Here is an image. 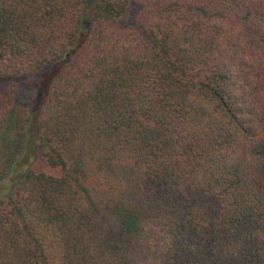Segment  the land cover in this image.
Returning a JSON list of instances; mask_svg holds the SVG:
<instances>
[{
  "label": "trees",
  "instance_id": "16d2710c",
  "mask_svg": "<svg viewBox=\"0 0 264 264\" xmlns=\"http://www.w3.org/2000/svg\"><path fill=\"white\" fill-rule=\"evenodd\" d=\"M0 264H264V0H0Z\"/></svg>",
  "mask_w": 264,
  "mask_h": 264
},
{
  "label": "rangeland",
  "instance_id": "374dc122",
  "mask_svg": "<svg viewBox=\"0 0 264 264\" xmlns=\"http://www.w3.org/2000/svg\"><path fill=\"white\" fill-rule=\"evenodd\" d=\"M132 10H130L129 11V16H131L132 15ZM36 170H40V171H43V172H45V173H52V170H50L49 168H47L45 165H44V163H42V162H39V163H37L36 165H35V167H34ZM49 171H51V172H49Z\"/></svg>",
  "mask_w": 264,
  "mask_h": 264
}]
</instances>
